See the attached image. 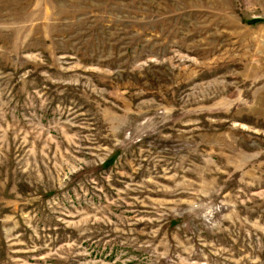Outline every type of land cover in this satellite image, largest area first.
<instances>
[{
	"label": "rangeland",
	"instance_id": "rangeland-1",
	"mask_svg": "<svg viewBox=\"0 0 264 264\" xmlns=\"http://www.w3.org/2000/svg\"><path fill=\"white\" fill-rule=\"evenodd\" d=\"M0 264H264V0H0Z\"/></svg>",
	"mask_w": 264,
	"mask_h": 264
}]
</instances>
